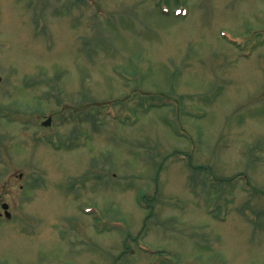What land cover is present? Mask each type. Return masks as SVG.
<instances>
[{
	"label": "rangeland",
	"instance_id": "1",
	"mask_svg": "<svg viewBox=\"0 0 264 264\" xmlns=\"http://www.w3.org/2000/svg\"><path fill=\"white\" fill-rule=\"evenodd\" d=\"M2 202L0 264H264V0H0Z\"/></svg>",
	"mask_w": 264,
	"mask_h": 264
},
{
	"label": "water",
	"instance_id": "2",
	"mask_svg": "<svg viewBox=\"0 0 264 264\" xmlns=\"http://www.w3.org/2000/svg\"><path fill=\"white\" fill-rule=\"evenodd\" d=\"M2 207L5 209L7 207V205L6 204H3Z\"/></svg>",
	"mask_w": 264,
	"mask_h": 264
}]
</instances>
